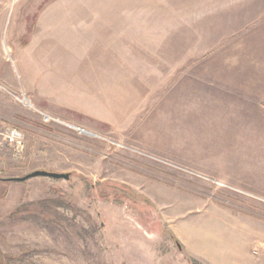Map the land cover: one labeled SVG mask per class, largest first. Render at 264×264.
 <instances>
[{"label":"rangeland","instance_id":"374dc122","mask_svg":"<svg viewBox=\"0 0 264 264\" xmlns=\"http://www.w3.org/2000/svg\"><path fill=\"white\" fill-rule=\"evenodd\" d=\"M43 12L82 28L19 62L2 36L0 177L70 178L0 182V264L231 256L224 212L262 202L240 180L264 177V0H0L5 16ZM160 180L178 182L164 200L179 213L145 196ZM262 249L235 255L264 264Z\"/></svg>","mask_w":264,"mask_h":264},{"label":"crops","instance_id":"0c3cea01","mask_svg":"<svg viewBox=\"0 0 264 264\" xmlns=\"http://www.w3.org/2000/svg\"><path fill=\"white\" fill-rule=\"evenodd\" d=\"M27 18L31 17L0 14V44L4 35L5 46L7 49L15 51L17 62L20 60L17 54H21L28 60H34L33 55L38 54L41 47L64 45L65 39L62 34L82 28L81 25L74 24L79 20H70L69 17L44 12L37 15L33 21L27 20ZM7 84L15 87L14 83ZM255 173V181L241 179L240 184L244 189L262 198L261 201L264 202V177H260L258 169L255 170ZM154 184L156 185H151L153 187L145 186L147 189L144 193L145 196L159 199L163 208L174 207L179 213L178 182L175 185L173 183L169 185L168 182L160 180L158 183L154 181ZM173 192L178 193L175 200H164L167 195H171ZM262 202L240 200L224 212V219L231 230L229 243L231 256L220 259L210 255L207 259L210 264H248L246 258L237 257L235 253L246 252L248 246L252 244L264 247V203ZM176 229L179 230L178 225ZM261 255V260L264 261V249H262Z\"/></svg>","mask_w":264,"mask_h":264},{"label":"built area","instance_id":"2783aa9c","mask_svg":"<svg viewBox=\"0 0 264 264\" xmlns=\"http://www.w3.org/2000/svg\"><path fill=\"white\" fill-rule=\"evenodd\" d=\"M15 100L22 105L23 107L29 109L30 111L34 112L35 114L38 115V117L40 118L41 122L44 124H56V123H61V121L54 117L49 115L48 113H46L45 111L36 108L30 101V99L27 97V95L21 91L19 93H17V95L14 96ZM73 128H75L76 130H78L80 133L84 132V133H88L87 131L85 132V130H82L80 128L71 126ZM89 135H92L91 133H88ZM8 139L11 143L14 144V146L16 147V149L22 151L24 148L23 145V134L17 130V129H13L10 130L8 133Z\"/></svg>","mask_w":264,"mask_h":264},{"label":"water","instance_id":"95a60500","mask_svg":"<svg viewBox=\"0 0 264 264\" xmlns=\"http://www.w3.org/2000/svg\"><path fill=\"white\" fill-rule=\"evenodd\" d=\"M34 178H48V179H53V180H66L67 181L70 178V174L37 170L23 177H15V178H1L0 177V182L23 183L28 180L34 179Z\"/></svg>","mask_w":264,"mask_h":264},{"label":"bare ground","instance_id":"6f19581e","mask_svg":"<svg viewBox=\"0 0 264 264\" xmlns=\"http://www.w3.org/2000/svg\"><path fill=\"white\" fill-rule=\"evenodd\" d=\"M74 129H75V128H74ZM85 132H86V131H85ZM81 133L86 134V135H89V134H88L89 132H88V133L81 132ZM90 136H91V135H90Z\"/></svg>","mask_w":264,"mask_h":264}]
</instances>
